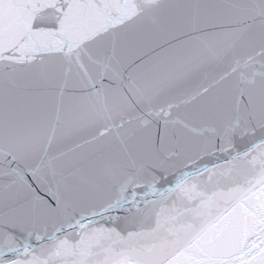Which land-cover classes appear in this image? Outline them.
Returning <instances> with one entry per match:
<instances>
[{
	"label": "snow or ice",
	"instance_id": "obj_1",
	"mask_svg": "<svg viewBox=\"0 0 264 264\" xmlns=\"http://www.w3.org/2000/svg\"><path fill=\"white\" fill-rule=\"evenodd\" d=\"M0 264H264V0H0Z\"/></svg>",
	"mask_w": 264,
	"mask_h": 264
}]
</instances>
